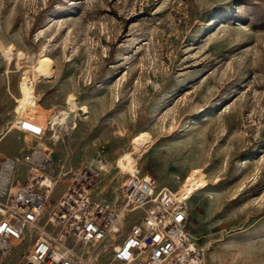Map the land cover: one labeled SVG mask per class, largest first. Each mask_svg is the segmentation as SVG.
I'll return each instance as SVG.
<instances>
[{"label":"rangeland","instance_id":"rangeland-1","mask_svg":"<svg viewBox=\"0 0 264 264\" xmlns=\"http://www.w3.org/2000/svg\"><path fill=\"white\" fill-rule=\"evenodd\" d=\"M42 54L53 72L36 84L38 139L17 121L21 75ZM69 95L72 121L54 125ZM142 131L151 142L135 151ZM41 144L56 162L48 208L83 167L99 174L93 194L117 206L130 174L110 163L134 151L139 171L172 190L191 169L206 174L184 201L204 264H264V0H0V150L20 157Z\"/></svg>","mask_w":264,"mask_h":264},{"label":"built area","instance_id":"built-area-1","mask_svg":"<svg viewBox=\"0 0 264 264\" xmlns=\"http://www.w3.org/2000/svg\"><path fill=\"white\" fill-rule=\"evenodd\" d=\"M18 128L41 137V125L17 121ZM22 163L29 173L19 178ZM55 160L47 146L28 148L20 157L0 150V264L31 237L28 253L16 264H94L109 242L104 264H204L206 249L190 230L186 205L152 174L130 173L115 207L93 194L99 174L79 169L48 208ZM49 212V213H48ZM48 213V217L45 219ZM129 229L122 235L127 217Z\"/></svg>","mask_w":264,"mask_h":264},{"label":"bare ground","instance_id":"bare-ground-1","mask_svg":"<svg viewBox=\"0 0 264 264\" xmlns=\"http://www.w3.org/2000/svg\"><path fill=\"white\" fill-rule=\"evenodd\" d=\"M8 57H11V50H5ZM20 55H23L21 52ZM53 67L51 65L50 60L48 57L44 54L39 55V57L27 68L21 75V81H20V92H21V106H20V119L22 121H25L27 125H34L38 124L41 125L44 128V134H45V126L40 124L38 121L33 120L37 112V100L39 99V95L36 90V84L44 79L49 78L52 75ZM67 108H60L58 109L57 113H55L52 116L53 124H68L72 121V112L75 111L78 107L77 101L75 96L69 95L67 97ZM82 113H87V108L81 106ZM16 126L13 125L10 130H12ZM18 126V124H17ZM10 130L6 131L1 139L5 138ZM31 134V133H30ZM43 134V135H44ZM36 137L38 139L42 138ZM33 136V135H32ZM54 138L58 139L57 133L53 135ZM133 148L135 151L139 150L141 147L145 146L148 142H151V136L148 132L142 131L139 134L135 135L133 137ZM42 145V144H41ZM39 145V146H41ZM45 146V145H44ZM48 147V146H47ZM49 148V147H48ZM113 162V161H112ZM108 163L110 161L102 160L99 162L101 165L100 168L104 169L108 166ZM112 164V168L117 169L120 173H133L139 170L136 167V161L134 157V151H125L121 153L119 156L116 157L115 161ZM22 166L25 167L27 172L29 173V166L27 163H22ZM27 173V174H28ZM46 182L48 185L52 186V180L51 178H47ZM55 184V183H54ZM168 187V186H167ZM207 187L206 182V174L200 170L197 169H191L189 171L188 177L182 181L180 186H178L176 189H169L172 191L174 197L185 204L184 201L189 200L194 194H196L198 191L204 189ZM186 205V204H185ZM187 211V207H186ZM49 213V212H48ZM48 213L45 217V219L48 217ZM114 245H119V243H114ZM94 264H98V260L96 258L93 259Z\"/></svg>","mask_w":264,"mask_h":264}]
</instances>
